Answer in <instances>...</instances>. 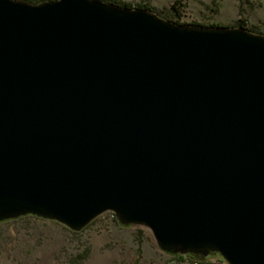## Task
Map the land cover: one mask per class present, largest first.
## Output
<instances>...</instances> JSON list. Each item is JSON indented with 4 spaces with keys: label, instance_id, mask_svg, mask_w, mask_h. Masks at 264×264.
Wrapping results in <instances>:
<instances>
[{
    "label": "water",
    "instance_id": "obj_1",
    "mask_svg": "<svg viewBox=\"0 0 264 264\" xmlns=\"http://www.w3.org/2000/svg\"><path fill=\"white\" fill-rule=\"evenodd\" d=\"M106 213L169 256L264 264V35L0 0V224Z\"/></svg>",
    "mask_w": 264,
    "mask_h": 264
},
{
    "label": "rangeland",
    "instance_id": "obj_2",
    "mask_svg": "<svg viewBox=\"0 0 264 264\" xmlns=\"http://www.w3.org/2000/svg\"><path fill=\"white\" fill-rule=\"evenodd\" d=\"M117 5H126L130 9L147 7L160 18L178 25L244 26L247 31L264 35V0H117ZM173 6L177 9H172ZM212 258L221 257L215 254ZM172 262V256L157 249L150 231L121 227L113 213L100 216L80 233L33 216L0 224V264Z\"/></svg>",
    "mask_w": 264,
    "mask_h": 264
},
{
    "label": "built area",
    "instance_id": "obj_3",
    "mask_svg": "<svg viewBox=\"0 0 264 264\" xmlns=\"http://www.w3.org/2000/svg\"><path fill=\"white\" fill-rule=\"evenodd\" d=\"M174 262L172 264H226L222 258H208L204 261H200L196 257L187 256H172ZM179 262V263H178Z\"/></svg>",
    "mask_w": 264,
    "mask_h": 264
},
{
    "label": "trees",
    "instance_id": "obj_4",
    "mask_svg": "<svg viewBox=\"0 0 264 264\" xmlns=\"http://www.w3.org/2000/svg\"><path fill=\"white\" fill-rule=\"evenodd\" d=\"M26 1V0H25ZM102 1V0H101ZM28 2V1H27ZM40 2H42V0H31L29 3H31V4H38V3H40ZM106 3H108V2H106ZM110 4H114V5H116V6H120V7H125V8H129V7H127L126 5H117V0L116 1H112V2H109ZM178 3L176 2V5H177ZM137 9H144V10H149L147 7H139V8H137ZM172 9H177L175 6H173V8ZM175 24H177V23H175ZM241 28H243V29H245L244 28V26H241ZM246 30V29H245ZM249 32H251V33H254V32H252V31H249ZM254 34H256V33H254Z\"/></svg>",
    "mask_w": 264,
    "mask_h": 264
},
{
    "label": "crops",
    "instance_id": "obj_5",
    "mask_svg": "<svg viewBox=\"0 0 264 264\" xmlns=\"http://www.w3.org/2000/svg\"><path fill=\"white\" fill-rule=\"evenodd\" d=\"M179 263V262H178Z\"/></svg>",
    "mask_w": 264,
    "mask_h": 264
}]
</instances>
